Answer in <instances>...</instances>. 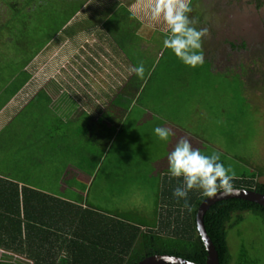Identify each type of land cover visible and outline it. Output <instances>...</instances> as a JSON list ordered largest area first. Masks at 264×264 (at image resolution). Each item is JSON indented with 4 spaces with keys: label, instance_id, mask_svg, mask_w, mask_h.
<instances>
[{
    "label": "rangeland",
    "instance_id": "374dc122",
    "mask_svg": "<svg viewBox=\"0 0 264 264\" xmlns=\"http://www.w3.org/2000/svg\"><path fill=\"white\" fill-rule=\"evenodd\" d=\"M84 1L0 0V172L142 225L153 223L166 156L181 137L218 153L236 179L264 183V0H194L189 16L208 30L204 63L185 66L156 32L124 50L132 66H145V78L130 82L89 35L73 32ZM116 97L124 112L114 113ZM157 126L171 129L170 143L153 135ZM96 164L92 183L77 177ZM227 242L229 264H264L261 216L244 211ZM7 255L1 264H24Z\"/></svg>",
    "mask_w": 264,
    "mask_h": 264
},
{
    "label": "trees",
    "instance_id": "16d2710c",
    "mask_svg": "<svg viewBox=\"0 0 264 264\" xmlns=\"http://www.w3.org/2000/svg\"><path fill=\"white\" fill-rule=\"evenodd\" d=\"M115 102L119 104L118 97ZM180 182L170 178L162 182L154 227H145L142 230L119 218L109 217L106 218L108 223L105 225L104 233H101L100 228L99 231L95 230L103 218L96 211L32 188L25 187L24 191L31 192L32 202L47 204L44 206L46 211L56 212L57 219L61 216L64 229L65 227L71 229L72 235L69 237L65 235L61 243L68 256L61 259L60 264H136L143 257L154 253L172 254L204 264L206 251L196 229L195 214L205 197L198 190L190 191L187 200L191 209L189 211L183 206V201H177L172 196L173 188ZM233 187L248 188L264 194V183L255 181L254 178L235 179ZM244 211H251L261 216L264 221V207L238 198L217 201L203 215L206 232L218 252L219 264H229L227 228L238 223ZM232 214L235 215V219L231 222ZM52 215L50 217L53 223L56 217L54 213ZM92 225L95 228L88 230ZM102 244L104 249L100 248ZM35 256L33 264H39L41 261L38 254Z\"/></svg>",
    "mask_w": 264,
    "mask_h": 264
},
{
    "label": "crops",
    "instance_id": "0c3cea01",
    "mask_svg": "<svg viewBox=\"0 0 264 264\" xmlns=\"http://www.w3.org/2000/svg\"><path fill=\"white\" fill-rule=\"evenodd\" d=\"M151 3L152 0H85L74 13V16H72L73 21L76 20L77 23L74 28L75 31H73L76 35L79 33L89 35L91 38L90 42L93 45L99 44L107 51L106 54L110 60H115L120 66L124 67L123 72L118 69V74L124 82H130L131 78L135 76L134 74L129 75L128 69L133 64L124 50H136L140 48V44L144 40L149 41L154 33L164 32L165 26L162 23L153 22L149 18ZM96 48L99 47L95 46L94 49ZM116 51H119V54ZM109 76L114 75L109 74ZM123 88H126V84ZM123 90L119 92H123ZM34 93L33 91L30 94ZM114 106L115 110H117L114 113L124 110L120 105ZM100 110L96 109L97 112ZM105 112L112 114L109 107L107 109L104 108L103 113ZM99 171L100 168L96 164L91 174L81 170L77 177L87 181L89 184L94 181V177ZM104 171L109 175H115L112 168L104 169ZM161 184L158 186L156 210L162 188ZM25 187L49 194L42 188L31 186L29 182L24 180V177H10L0 172V260L2 255L6 253L11 257L21 258L24 264H33L35 262L34 256L38 254L41 261L39 264H57V259L63 251L61 243L65 235L67 237L72 235L71 229L68 227L64 229L62 218L59 216L57 219L56 212L46 211L44 206L47 204L32 202L31 192L29 190L24 191ZM22 189L23 191H21ZM55 198L79 204L76 201L63 199L59 196ZM79 205L88 207L103 217L101 224L95 230L100 228L102 229L101 233H104L105 225L108 223L106 219L107 212L94 205L84 203ZM52 213L56 217L53 223L50 217L53 216ZM123 221L136 225L143 230L145 227H154L155 217H153V223L150 225H142V223L127 220ZM50 223H52V227L49 226ZM94 228V225H92L88 230H93ZM102 243H104V240H102ZM100 248L104 249L103 244ZM12 263L17 264L15 262Z\"/></svg>",
    "mask_w": 264,
    "mask_h": 264
},
{
    "label": "clouds",
    "instance_id": "9594fccd",
    "mask_svg": "<svg viewBox=\"0 0 264 264\" xmlns=\"http://www.w3.org/2000/svg\"><path fill=\"white\" fill-rule=\"evenodd\" d=\"M192 0H152L149 7V18L153 22L162 23L164 27L162 47L169 50L182 64L195 68L204 63L202 39L208 35L207 28L195 27V18H190ZM129 75L138 79L145 78L143 62L128 69ZM153 135L165 144L174 136L168 127H154ZM167 175L170 179L181 181L172 190L177 201L188 206V193L198 190L203 197H213L218 192L231 193L233 181L237 178L232 167L220 161L218 153L203 154L194 148L188 138H179L175 146L167 153ZM67 251L61 252L57 259L67 258Z\"/></svg>",
    "mask_w": 264,
    "mask_h": 264
},
{
    "label": "water",
    "instance_id": "95a60500",
    "mask_svg": "<svg viewBox=\"0 0 264 264\" xmlns=\"http://www.w3.org/2000/svg\"><path fill=\"white\" fill-rule=\"evenodd\" d=\"M234 190L227 194H221L218 192L213 197H205L200 204L198 205L196 214H195V223L197 232L201 238V241L204 245L206 251V260L204 264H219L218 252L210 238L207 234L204 222L203 215L205 211L217 201L238 198L246 201H250L256 203L262 207H264V194L257 192L248 188H239L233 187ZM136 264H198L196 262L190 261L180 256L167 254V253H154L151 255H147L140 259Z\"/></svg>",
    "mask_w": 264,
    "mask_h": 264
},
{
    "label": "flooded vegetation",
    "instance_id": "af4514ba",
    "mask_svg": "<svg viewBox=\"0 0 264 264\" xmlns=\"http://www.w3.org/2000/svg\"><path fill=\"white\" fill-rule=\"evenodd\" d=\"M198 13H199V14H198ZM198 13H197V15H198L199 17H200V16H203V14H202L203 12H202V13H201V12H198ZM205 13H206V12H205ZM197 15H196V17H198ZM0 17H4V16H0ZM208 17H209V16H208ZM0 19H2V18H0ZM207 25H208V27L210 28V31L212 32L214 29L212 28L211 21H208V24H207ZM215 30H216V29H215ZM229 44H231V46L234 47V45H233L232 43H229ZM241 45H242V46H245V44H244L243 42L241 43ZM237 48H238V46H237ZM237 48H236V49H237ZM210 55H211V54H210ZM33 58H34V57H33ZM211 58H212V57H211ZM31 60H32V59H31ZM31 60H29L28 63H27V65L25 66V69L28 71V73H30V75H29L27 81H25L24 85H25L26 83H28L29 81H31V78H32V76H31L32 73H31V72L29 71V69H28V68H29V64L31 63ZM27 67H28V68H27ZM42 88H43L42 86H39L37 89H35L34 92H40Z\"/></svg>",
    "mask_w": 264,
    "mask_h": 264
}]
</instances>
